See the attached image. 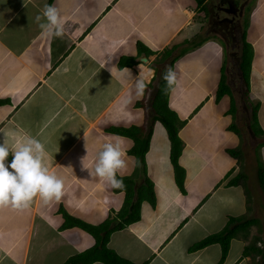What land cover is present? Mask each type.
I'll use <instances>...</instances> for the list:
<instances>
[{
	"label": "crops",
	"instance_id": "obj_1",
	"mask_svg": "<svg viewBox=\"0 0 264 264\" xmlns=\"http://www.w3.org/2000/svg\"><path fill=\"white\" fill-rule=\"evenodd\" d=\"M45 4L60 9L65 19L62 37L41 36L36 17ZM263 5L264 0L262 10ZM200 13L196 0H0V144L6 139L14 147L27 137L37 138L46 146L50 169L65 180L58 202L45 205L37 197L27 209L0 208V264H61L95 243L77 226L62 229L64 218L58 209L62 206L96 225L110 209L117 211L122 205L123 191L114 192L108 182L83 167H93L104 142H119L126 152V167L118 175H131L135 168V156L128 153L133 140L106 131L143 126L149 118L143 107L146 93L137 98L133 81L122 77L120 69H130L133 80L141 73L145 84H153L161 70L155 60L165 47L201 38L199 46L174 62L177 82L168 96V106L186 120L178 131L185 192L175 181L166 129L156 120L145 154L154 203L144 200L139 220L111 232L107 245L139 264L262 262L264 217L256 215L264 214V196L256 169L252 175L246 168L237 104L233 114L230 94L216 101L223 64L226 77L228 73L227 54L218 39L200 33ZM259 39L257 35L250 42L254 52L250 79L253 73L264 76V47L260 60L255 49ZM143 46L153 53L146 55ZM128 57H134L135 64L128 66ZM227 83L233 95L228 77ZM129 97L131 103L125 105ZM258 120L264 130L259 116ZM232 123L240 135L229 128ZM228 148H239V157L231 156ZM241 173L237 185L228 183ZM136 180L138 185L142 177ZM231 216L257 222L230 240L224 259L220 260L219 243L190 249L221 231ZM248 244L255 249L243 255Z\"/></svg>",
	"mask_w": 264,
	"mask_h": 264
},
{
	"label": "trees",
	"instance_id": "obj_2",
	"mask_svg": "<svg viewBox=\"0 0 264 264\" xmlns=\"http://www.w3.org/2000/svg\"><path fill=\"white\" fill-rule=\"evenodd\" d=\"M197 9L199 12L205 13L206 0H196ZM251 7L248 10V18L251 12ZM246 24L244 23L242 32V42L239 53V70L242 76L243 84V99L250 111L249 113V125L256 136L264 135V130L261 128L258 120V110L260 102H252L250 98V73L253 59V46L246 40ZM204 41L201 38L197 41L184 40L180 43H175L169 47H165L161 53L159 59L156 60L159 64H163V68L160 70L157 84L154 88L153 95L150 99V116L143 126L130 125L128 127H108L107 132L115 133L122 136H127L133 140V146L128 151L129 154L135 156L136 163L135 168L131 175L120 176L118 179H123V188H114V192H124V199L119 210L114 211L110 209L111 213L99 224L93 225L87 223L79 218H76L60 206L58 212H60L64 218L61 228H70L77 226L89 234H91L95 243L78 253L69 256L61 264H92L93 262L99 261L104 264H139L134 263L126 258L118 255L113 249L108 247L107 243L111 232L114 230L122 229L127 225L139 220L140 218V206L141 203L146 200L151 204L154 203L155 194L153 190V183L148 178L146 173L145 154L148 149L149 140L152 132L153 123L157 120L165 127L169 141H170V158L174 169L175 181L181 192H185L184 189V169L178 163V157L181 153L183 142L178 135L179 129L185 124L186 120H180L175 113L168 106V96L171 88L167 86L166 81L163 79V74L166 69L171 68L173 70L174 62L179 59L187 51L199 46ZM186 44L185 47L179 48L180 45ZM141 47V45H139ZM143 52L146 55H150L153 52L143 46ZM126 64L131 66L135 64L134 57H128ZM119 66H123V61H119ZM156 69V68H155ZM225 67L222 66L221 77L216 90V101H218L222 95L230 94V108L229 111L233 114L236 113V101L230 91V87L227 83V77L224 73ZM240 78V77H239ZM151 86V84H146ZM229 128L239 135L241 134L235 123L230 124ZM264 145V141L260 143ZM231 156L238 158L240 155L239 148H228L226 150ZM256 159V176L258 184L262 190L264 196V162L257 158ZM12 156L8 157L11 161ZM259 160V161H258ZM142 177V182L137 185V178ZM243 178V174H237L228 183L231 185H237ZM116 222V223H115ZM257 222L254 218H245L243 216H231L229 217L226 226L219 232L211 234L199 242L195 243L190 247L191 250L202 248L211 243H219L221 246V258L224 259L227 254L230 240L236 237L239 232H247L248 228ZM250 249H255L253 244L245 246L243 255L249 253ZM261 260L264 264V251L260 250ZM140 264H146L140 263Z\"/></svg>",
	"mask_w": 264,
	"mask_h": 264
},
{
	"label": "clouds",
	"instance_id": "obj_3",
	"mask_svg": "<svg viewBox=\"0 0 264 264\" xmlns=\"http://www.w3.org/2000/svg\"><path fill=\"white\" fill-rule=\"evenodd\" d=\"M36 20L44 38L62 37L65 33V19L55 4H45L42 15L37 16ZM120 75L133 81L137 98L144 95L146 84L141 73L133 80L130 69L124 67L120 69ZM163 79L169 88L177 82L171 68L166 69ZM123 103H131V97ZM10 155L12 159L8 163ZM125 156L126 152L119 142H104L96 154L93 167H83L89 170L90 175L94 173L112 187L123 188V179L117 177L126 167ZM47 158L45 144L35 137H27L14 147H10L6 139L0 144V208L11 206L18 210L27 209L37 197L45 205L61 200L65 180L50 169Z\"/></svg>",
	"mask_w": 264,
	"mask_h": 264
},
{
	"label": "rangeland",
	"instance_id": "obj_4",
	"mask_svg": "<svg viewBox=\"0 0 264 264\" xmlns=\"http://www.w3.org/2000/svg\"><path fill=\"white\" fill-rule=\"evenodd\" d=\"M262 0H253L251 2V12L249 14V18H248V12L247 15L245 17V24H246V40L248 42H251L252 38L259 35V40L257 41V45H255V49H256V55H257V60L261 59L260 58V50L261 48L264 47V10H262V6H261ZM259 5V7H258ZM258 7V9L254 12L253 15V19L251 18L253 11ZM264 8V5H263ZM200 17V18H199ZM197 18L200 19V33L201 34H206V17L205 14L203 12H201L200 14L197 15ZM251 20V22H250ZM254 21V22H253ZM211 37H214L216 39H218L216 36L213 35H209ZM222 44V43H221ZM229 53L227 55V60H228V73H227V77H228V82L232 85V90H233V95L236 99V104H237V108H238V115H237V126L241 129V132L244 136L243 138V146H244V153L246 154V156L248 157L247 159V170L248 171H252V175H254V170L256 169V162H255V156L253 153V149L254 146L256 144H258L255 147V154L257 156L258 159L262 160L261 158H264V146L262 147V145L260 144L262 141H264V135H260L257 136V138L259 139L258 141L253 139L247 129V124L249 122V109L246 105V109L244 108V104L241 102V97L243 98V94H242V90H243V84L241 79L239 78L238 75V71H237V63L236 60L237 58H235V60L232 62V57L230 56V51L231 49L227 50ZM236 56H239L240 53V48H236L234 49ZM159 58H157L156 60H158ZM155 60L156 63H158ZM264 61V58H263ZM258 63V62H257ZM163 64H159L160 69L163 68ZM157 79L153 80V84H151V86H149V88H147L145 90V97L143 99V107L145 109V113L146 114H150V97L151 94L154 91V85L156 84ZM264 76L263 78H261L259 75H256L253 73V77L250 79V98L252 102H256L259 101L260 102V107L258 110V116L260 118L261 121V125L264 127ZM154 87V88H153ZM150 116V115H149ZM261 147H262V151H261ZM259 161V160H258ZM242 167L243 169L245 168L244 165V159L242 157ZM256 216L258 217H264V214L262 212H260L259 214H257Z\"/></svg>",
	"mask_w": 264,
	"mask_h": 264
},
{
	"label": "flooded vegetation",
	"instance_id": "obj_5",
	"mask_svg": "<svg viewBox=\"0 0 264 264\" xmlns=\"http://www.w3.org/2000/svg\"><path fill=\"white\" fill-rule=\"evenodd\" d=\"M253 0H208L206 3V34L213 35L224 46L232 62L236 56L234 49L241 47L245 17Z\"/></svg>",
	"mask_w": 264,
	"mask_h": 264
},
{
	"label": "water",
	"instance_id": "obj_6",
	"mask_svg": "<svg viewBox=\"0 0 264 264\" xmlns=\"http://www.w3.org/2000/svg\"><path fill=\"white\" fill-rule=\"evenodd\" d=\"M147 61H148L147 57H146L145 55H143V62H147ZM236 63H237V71H238V75H239L240 79H242L241 72H240V70H239V69H240V68H239V58H237ZM241 102L244 104V108L246 109L247 107H246V105H245V101H244V99H243L242 97H241ZM247 129H248V132H249L250 136H251L253 139H255V140L258 141L259 139H258L257 136L254 134V132L252 131V129H251L249 123L247 124ZM259 264H263V263L260 262Z\"/></svg>",
	"mask_w": 264,
	"mask_h": 264
}]
</instances>
